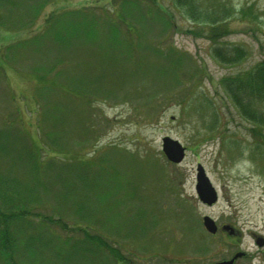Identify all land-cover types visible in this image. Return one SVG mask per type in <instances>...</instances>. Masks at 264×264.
<instances>
[{
	"label": "rangeland",
	"instance_id": "obj_1",
	"mask_svg": "<svg viewBox=\"0 0 264 264\" xmlns=\"http://www.w3.org/2000/svg\"><path fill=\"white\" fill-rule=\"evenodd\" d=\"M220 1L230 32L213 42L191 12ZM182 4L0 0V213L17 216L0 220V264H216L254 251L264 123L222 79L264 60V0ZM227 48L244 56L226 62L215 50ZM164 136L185 146L182 162L167 159ZM199 164L213 205L196 192ZM204 215L240 228L239 247ZM251 262L264 264L258 253L238 264Z\"/></svg>",
	"mask_w": 264,
	"mask_h": 264
},
{
	"label": "trees",
	"instance_id": "obj_2",
	"mask_svg": "<svg viewBox=\"0 0 264 264\" xmlns=\"http://www.w3.org/2000/svg\"><path fill=\"white\" fill-rule=\"evenodd\" d=\"M152 1L154 2L155 0ZM179 2L182 3V0H179ZM194 3L195 0H183L184 5L186 4L190 6V12L194 10ZM224 9L228 12L230 10L225 5V3H223V1H220L214 4L213 10L203 11L202 14H194L195 12H191L193 18H204V25H208L207 27H209V30L204 32L206 33L207 37L210 38L213 42H218L223 35L228 34L230 32V29L228 28L226 22L229 15H227L228 13H224ZM240 13V17H249L250 19L257 18L256 14H253L248 9H240ZM161 15L160 17H163V14ZM158 17L159 15H156L154 19H157ZM170 20H165L167 25L172 24ZM215 52L217 53V56H219L226 62H234L235 60L237 61L239 57L244 56V51L241 48H236L237 55L234 54L232 50L228 48L224 50L216 49ZM222 81L227 89V92L230 93L234 101L243 110V112L248 117L260 123H264V108L262 109L256 106V102H264V60L260 62V65H258L256 69H253L252 71L250 70L244 73L242 76H238L235 78L226 77L222 79ZM262 104L259 103V105ZM38 165L39 162L37 160L36 162H34V165L32 164L34 168H38ZM1 193L2 191L0 190V194ZM2 196L3 195L1 194L0 198H2ZM20 212H23V215L26 213L25 211ZM4 216V213H0V220H2V222H7L9 219L17 217L16 214L14 216L7 215L5 216L6 218ZM58 220L61 219L58 218ZM8 238L9 235L7 233V230H0V249L4 253L6 252V244L8 243ZM98 240H100V243L103 244L102 239Z\"/></svg>",
	"mask_w": 264,
	"mask_h": 264
},
{
	"label": "water",
	"instance_id": "obj_3",
	"mask_svg": "<svg viewBox=\"0 0 264 264\" xmlns=\"http://www.w3.org/2000/svg\"><path fill=\"white\" fill-rule=\"evenodd\" d=\"M162 149L167 159L173 163H180L185 158V154H186L185 146L179 140L174 139L170 136L163 137ZM195 189L199 199L203 203L208 205H213L218 201L219 198L218 191L211 182L210 178L205 172L204 167L201 164L197 166ZM203 225L206 228V230L212 234H215L218 231V224L216 220L210 215L203 216ZM228 227L229 225L227 224L223 226L225 230H228ZM230 233H232V231H230ZM260 244L263 243L260 242ZM241 254L242 252H238L234 256V258L228 260H222L217 262L216 264H232L234 259Z\"/></svg>",
	"mask_w": 264,
	"mask_h": 264
},
{
	"label": "flooded vegetation",
	"instance_id": "obj_4",
	"mask_svg": "<svg viewBox=\"0 0 264 264\" xmlns=\"http://www.w3.org/2000/svg\"><path fill=\"white\" fill-rule=\"evenodd\" d=\"M224 225H225V223L218 225V231L212 235H216L219 231H221L222 235L227 234L228 237H231L232 239H234L233 243L230 242L231 245L239 247L238 245H240V241L238 239L239 238L241 239L243 237V231L233 224H227V225H229V227H228V230H225L223 228ZM230 231H232V233H230ZM253 236H254V246H255L254 251H250V250L247 251V250L241 249V247H239L236 249V251L229 258L224 259V260L234 258L236 253L242 252V254L239 255L238 257H236L232 263V264H238L239 261L242 259L251 260V258L254 256V254L258 253L260 256V260H263V263H264V235H262L260 233H253ZM259 238H262V239H259ZM260 242H262L263 244H260ZM252 263L256 264V262H251V264Z\"/></svg>",
	"mask_w": 264,
	"mask_h": 264
}]
</instances>
